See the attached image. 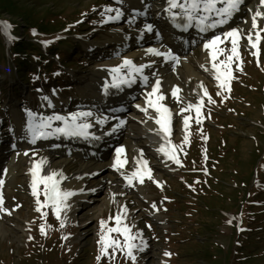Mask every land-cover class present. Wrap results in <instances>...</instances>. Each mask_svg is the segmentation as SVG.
Masks as SVG:
<instances>
[{
  "label": "rangeland",
  "instance_id": "rangeland-1",
  "mask_svg": "<svg viewBox=\"0 0 264 264\" xmlns=\"http://www.w3.org/2000/svg\"><path fill=\"white\" fill-rule=\"evenodd\" d=\"M16 1L21 7L19 12L0 10V63L4 62L8 54L23 55L26 50L40 56L42 51L40 49L43 45L59 42V47L65 48L61 55L65 61L54 70L58 69L60 72L51 70L41 74L38 71L40 64L33 63L37 69V76L41 78L35 80L36 86L32 90H35L40 97L48 99L50 103L56 101L57 98L62 100L71 98V105L74 107L82 104L81 99L76 100L74 96L80 97V87L89 82V73L93 72L95 64L99 62L97 61L99 56L112 54L111 45L113 42H109L108 39L113 40L116 31L127 34L143 28L142 22H132V19L140 17L129 11L127 3L123 0H101L102 2L100 0L98 2H94L96 0ZM146 1L151 6L162 2V0ZM255 2L260 6V0H255ZM90 7L96 9L94 13ZM106 9H112V11H106ZM117 11L120 13L119 18L110 19V17L116 16ZM250 12L246 10L240 12L242 23ZM162 17L160 15L157 19ZM153 18L152 20H154ZM29 25L37 29L48 30L49 37L37 40L34 37L28 38ZM238 26H243V24L240 23ZM51 27L54 30L49 31ZM256 32L254 30V35ZM72 33H78L77 36L80 38L76 47L70 41ZM155 34L149 31L144 37L151 39ZM215 36H221L223 43L218 42L214 46L215 50L212 55H216L218 61L225 60L226 55L220 54L217 48L230 50L232 44L231 39H226L223 35L204 37L195 45L192 44L186 50L185 56L190 57L194 62L197 61L202 56L201 45ZM162 38L164 40L163 36ZM34 40L38 46L32 42ZM90 41L96 43L94 52H88L84 48ZM240 41L241 38H238L237 55L239 58H234L228 69L231 76L228 88L222 90L218 86L222 81H217L215 77H209L204 82L208 93L200 95L201 97L193 96L194 104L188 105L180 96H167V99L163 101L175 115V117L173 115L174 122L170 128L169 138L175 144V154L178 160L180 159L179 162L182 166L188 167L185 174L197 173L190 172V169H197L205 164V161H201V154L204 153L206 147H209L214 154L220 151L215 142L218 135L214 130L219 128L212 124V129L208 124L214 123L216 115H219L220 118V121L216 122L224 126V130L229 131L231 140L225 146L226 155L221 160V164L218 163L220 166L217 165L215 169V174L220 179L219 183L211 185L204 178L202 179L204 183H207L206 187L213 189L208 195L199 196L196 199L185 174L180 181L171 178L170 184L167 183L166 186H171L169 189L176 200L174 197L169 198L173 203L170 204L168 213L166 214L167 205L164 203V212L156 216L150 209L144 208L146 205L142 204L143 199L136 191H133V195L137 197V200L130 198L128 194H122L128 190H124L127 186L122 183L120 176L111 177L109 171L106 173L105 170H102L99 175L90 178L92 180L101 176L100 183L93 187L98 190H96V195H102L98 203L95 204L92 200L85 206L79 205V209L70 207L65 202L66 206L61 207L59 219L50 206H46L50 211L41 207L40 215H35L33 219L35 226H28L25 239L23 230L21 232L20 229L24 225L23 220H26L27 217V203H23L24 206L20 207L17 212H11V215L8 213L0 215V222H3L8 229L6 233L2 234L4 236H0V264H264V240L258 242V238L254 237L258 234L257 231L255 234H251L249 240L244 241V244L249 242V245H245L247 250L243 249L246 255L242 254L243 250L241 251L234 243V230L237 228L243 231L251 226L248 225L249 222L243 220L238 225V218L231 211L235 210L237 204L245 205L247 198H264V176L259 177L255 184L253 176L250 179L244 176L250 172V165L254 162V166H256L260 158L261 147L254 146L255 144L249 136L260 129L258 124L262 122V114H264V92L259 94V91L252 90L257 82L264 79V42L257 44L258 49L255 54L251 44L242 45ZM63 43H67L68 46L65 47ZM103 43L109 44L101 47ZM226 54L230 55L231 53L227 52ZM46 59L54 61L52 55H47L44 59H37V62H43ZM107 59L113 60V63L119 61V58ZM192 61L191 65L195 67ZM219 69L222 73L224 72L223 67H219ZM177 71L178 75L174 78L177 83H181L184 72L181 75L180 71ZM196 72L199 75V72ZM20 74L24 76L23 72ZM248 76L255 78L248 80ZM54 77L59 78L61 84H54ZM26 85L27 92L32 93L29 90V84ZM218 92L220 95H217ZM32 97L33 94H31ZM209 97L214 103L208 102ZM226 100L234 105L229 110L225 106ZM144 101L142 99L138 103ZM197 105L201 106L199 116L195 110ZM182 109L186 110L181 111ZM68 112L70 111L65 110L62 113L65 115ZM4 114V107H2L0 108V117ZM185 117H189L187 129L184 125ZM254 120L258 121L257 125L253 123ZM54 127L56 126L52 125L50 128ZM261 127L264 132V124H261ZM135 129H138L136 125L126 123L120 137V143L125 145L124 155L129 162H131L129 142L135 141L132 137ZM235 134H238L237 137ZM185 135L188 137L187 142L184 139ZM176 139H179V145L175 142ZM170 148L171 146L164 149ZM142 152L144 156H148V151L142 150ZM29 155L36 165H40L38 163L40 158L42 160L47 156L49 160H54L51 165L54 167L58 159L54 151L40 147ZM28 159V157H21L12 166L4 168L3 175L5 177L12 176V184L9 187L11 193H14V187L20 184L21 180L26 179L24 172L22 173V167H25ZM260 162L256 172L260 170L264 172V157ZM75 165H79L75 159L65 163L68 170H72ZM125 166L127 169L131 168L130 165ZM202 172L209 175V170H202ZM89 180H87L88 184ZM183 185H185V189ZM39 189L42 190L43 185L39 186ZM109 190L114 192L112 196ZM249 191L251 195L247 194L240 202L244 193ZM142 193L146 194L144 191ZM20 194L21 192L18 193V195ZM39 196L43 197L42 191ZM153 201L155 200L147 199L145 203H149L152 208L155 206ZM10 202L14 203L11 199ZM117 215L121 216L120 227L127 225L131 234L136 236V239L132 241L137 245L132 249L135 260L127 255L126 249L110 247L106 253H102V245L98 241H100L102 231H106L107 227H117L113 219ZM166 216L169 218V222L165 221ZM102 220L107 222L104 230L101 229L100 222ZM61 223H63V227H61ZM42 225L45 234L41 233ZM257 229L264 231L262 228ZM18 237L20 238L18 239ZM109 237H114L121 242L124 240V237L117 233H111ZM256 242L260 245L253 249ZM144 243L146 248L140 250ZM235 249H238V252L234 251ZM165 252L171 255L165 256Z\"/></svg>",
  "mask_w": 264,
  "mask_h": 264
},
{
  "label": "bare ground",
  "instance_id": "bare-ground-1",
  "mask_svg": "<svg viewBox=\"0 0 264 264\" xmlns=\"http://www.w3.org/2000/svg\"><path fill=\"white\" fill-rule=\"evenodd\" d=\"M123 1L127 3V8H129L130 11L134 12L135 15H143L142 17L144 18L146 17V11H151L152 14L154 13V15L151 16L153 17L158 13L157 10L154 12V9L160 10L159 12L163 16L162 21L166 20L173 22L176 26L174 28L168 27L165 31V38L167 40H172L174 42L172 45L176 48H190V42L199 41L203 37L209 36V33L212 31L216 32L221 28L224 30L231 29L237 21L239 17L238 15H240L242 9L250 8L247 12L251 11L249 15H246V24L244 25L247 27L252 25V17L257 11H264L258 6L255 0H243L239 10L232 15L227 23L215 28H210L206 30V33L195 26L189 27V32H184L178 30L177 27H179L178 25L180 24L185 25L187 21L181 19L179 16L173 19V14L179 12V9H171L169 11L168 0H166L167 2L165 6L160 7V4L152 5L151 7L153 8L148 10V7L145 9V0ZM213 19H216V17H213ZM141 20L143 21V28L134 32L135 36L133 37L132 44H130L129 41L131 35L122 31H116L113 40L110 38L108 39L109 42L112 41L114 44V58H111V55H101L99 57L97 60L99 62L95 64L93 72L89 73V82L87 85L81 86L79 90L80 95H87L82 99L85 103L74 107L71 110L72 112L68 113L66 116L67 120L71 118L68 117L71 115L77 117V123H86L90 125L86 130V135L66 136L55 133L53 130L48 132L46 131V128H43L40 130H43V133L46 135H42L33 143L31 142L32 135L29 136L28 127H25L23 124V118L18 114L13 115L16 120V128H14V130L9 129L12 134V137L10 138V143L12 145L19 146L21 144H36L43 146L45 150L54 151L61 155L62 161L57 159L56 162V164H59L58 167L51 166L48 157H43L42 161L44 163H40V168H43L50 174H58L56 176V179L59 181L58 186L63 191L86 195L88 190H85V184L83 183V179H81L85 174V170L88 169L90 173L95 174L102 171L103 168H106L111 177L120 176L124 185L132 184L133 188L137 189L138 193H141L138 183L134 181L138 180V178H129L132 177L134 172H137L138 170L143 171L140 169L141 161L146 162L147 168L149 165H153L156 169L162 170L161 165L162 162L165 161L164 154L167 151H160L159 149L164 145L171 146L170 138L168 137L169 135L164 137L162 132L157 134L160 129V125L155 122L158 118V114L153 108L148 107V100L152 99L155 101L156 99L155 96L149 97L148 95L152 92L153 86H155L157 80H159V92L157 95H162L164 97L163 100L167 99V96H174L172 94L173 90L178 89L179 91L176 96H181L191 102L192 95L197 96L206 92L203 82L209 77H215L217 69H213L212 67V47L205 50L204 45H202V56L194 62L189 57H185V49L179 51L164 45L163 39L159 35H155L152 39L144 41L142 37L146 34L145 31H148L153 25L159 27V24L153 23V21ZM262 20H264V18H262ZM239 22L243 24V20H241L240 17ZM246 29L247 30L244 34L240 35V42L242 45L245 44L243 39H247L252 30L250 28ZM214 35H220V33L217 32ZM192 37H194V40L190 39ZM72 43H74L75 47L78 45V41ZM113 44L111 46H113ZM91 46L92 45H88L85 48L89 49ZM169 49H171V51ZM150 50L159 52L161 55H155L153 54V51ZM107 58L114 60L119 58V61L118 63H113V60H108ZM64 61L65 60H62L59 63L61 64ZM125 61H130V65H125ZM191 61L195 67L191 65ZM45 65L47 69L54 67L53 64ZM137 69H139V71H137ZM177 70L180 71L181 75L184 72L183 81L181 83H177L174 78V76L178 75ZM195 70L199 72V75ZM0 85L7 90L10 89L12 83L4 81L3 83H0ZM147 85L148 87L146 88ZM104 87L105 89L102 93L101 89ZM162 88H164V90H162ZM131 92L133 93L132 96L127 98V95ZM125 98L127 100H125L120 106L117 105L118 103H114L116 99L123 100ZM76 99L80 98L76 97ZM142 99L145 101L143 103H138V101ZM163 100L158 101V103L162 104L169 110L168 105L163 103ZM110 102L111 104L108 106L107 104ZM41 106L44 109L43 114L39 116L33 115L30 120V124L33 126H39L42 121H47L48 117H64L61 114L48 110L47 102H41ZM56 108H58V106ZM112 109H115V111L111 114L110 112ZM142 109H147V111ZM95 112L98 114L94 115ZM80 113H91V115L80 116ZM169 115V128H171L173 124V114L171 110H169ZM65 121L66 119L52 120L50 121V125H57L58 127L60 123H65ZM126 123H131L138 127V129L133 131L134 133L132 137L135 141L129 142V151L131 152V163L129 164L131 165V169H127L124 165L117 170L113 167L117 160V149L122 148L125 150V145L120 143L119 137L112 139V135H118V132ZM106 146H109L108 149L101 152ZM141 150L148 151L149 155H151L155 161L148 162V159L143 158ZM98 152H100L99 155H94ZM108 152H111L112 154L110 161L106 163L93 162V160H101ZM124 154L125 151L119 156L122 162H125ZM76 157L84 159L85 163L80 165L79 169L69 177H62L60 167L62 166V163L67 160L75 159ZM33 165L34 164L31 160L26 163V166L24 167V176L26 179L30 180L32 178L31 170ZM100 177L90 180L88 186L94 187V185H98L100 183ZM109 191L112 196L114 192L111 190ZM101 198L102 195L99 194L94 198H91V200H94L93 203L96 204ZM7 231L8 229L4 223L0 222V236H4L2 234ZM20 231L22 232V229H20ZM19 238L20 237H18V239ZM144 248H146V245L142 244V249ZM149 248L152 249L153 247Z\"/></svg>",
  "mask_w": 264,
  "mask_h": 264
},
{
  "label": "snow or ice",
  "instance_id": "snow-or-ice-1",
  "mask_svg": "<svg viewBox=\"0 0 264 264\" xmlns=\"http://www.w3.org/2000/svg\"><path fill=\"white\" fill-rule=\"evenodd\" d=\"M243 3V0H168L169 4V11L171 9H179V12L173 14V19L176 17H180L181 19H185L187 23L184 25L185 28L195 26L198 27L201 31H206L210 28H215L220 25H223L228 22V20L232 17V15L239 10L240 5ZM219 5V6H218ZM260 8L264 10V0H260ZM106 11H112V9H106ZM120 16V13L117 11L116 16L110 17V19H118ZM213 17H216V19H213ZM264 18V11H257L253 17H252V28L255 30L258 28L257 18ZM179 26V25H178ZM260 31H264V29H261ZM224 38L231 37V44L232 47L230 50L225 49H218L217 51L222 54L226 55V59L223 61H218V58L216 55H212V67L213 69H217V72L215 73V79L217 81H222L218 86L223 90L225 88H228V81L231 79L230 73L228 72L229 66L234 58L238 59L237 55V49H238V38H240V33L237 30H231L223 34ZM261 39V36L259 34V31L255 34V40H253L252 34H249L248 40L252 47H256ZM223 43V40L221 36H215L210 41L204 44L205 50H208L211 47H214L217 45V43ZM153 54L155 55H161V53L156 52L154 50ZM230 52V55H227L226 53ZM130 61H125V65H130ZM219 67H223L224 72L221 73L219 71ZM115 71V70H114ZM139 71V69H137ZM223 76V80H222ZM159 80H157L156 85L153 86L152 92L149 93V97L155 96L156 99L153 101L152 99L148 100V107H151L154 109V111L158 114V118L156 119V123L160 125V129L157 134H160L161 132L164 134V137H167L170 132L169 124H170V115L169 110L163 106L162 104H159L158 101L163 100L164 97L162 95H157L159 92ZM178 89L173 90V95L176 96ZM206 94V93H205ZM217 95H220V92L217 93ZM209 103H214V101L211 100V98H208ZM191 107V106H189ZM200 105H197L195 107V110L197 112V116H199L200 112ZM144 111H147V109H142ZM186 109H182L181 111H185ZM80 116H88L91 115V113H80ZM64 117L61 116H55V117H48L47 121H42V123L37 126V128L33 129L31 126L29 127V131L32 133V140L31 142H35L37 139V132L40 129L48 128L50 127V121L52 120H64ZM77 117H72L69 120L65 121V127L63 128H56L54 130L55 133H63L64 135L68 136H77V135H86V130L90 127V125L86 123H77L76 122ZM189 117L184 118V125L185 129H187L188 126ZM199 123V119L197 120ZM42 135H46L45 133H41ZM185 142H187L188 137L185 135ZM160 151H164V148L161 147L159 149ZM123 149H117V160L116 163L113 165L117 170L122 168L124 166V162L121 161L119 158L120 154L123 153ZM166 155H168L167 152H165ZM27 155V153H25ZM173 160H175L174 151L171 157ZM175 162L179 163L178 160ZM44 162L41 161V164ZM140 169L143 171L138 170L137 172H134L132 174V178H138L139 181L142 183L144 179V175L147 174L149 179H152L150 174V169L147 168V164L144 161L140 162ZM40 165H33V168L31 170L32 174V195L36 197V204L38 207L36 208V211H40L41 207L50 206L53 210V212L57 215V218L59 219V213L61 211L62 206L65 205V201L67 198L73 193L71 192H64L61 191L59 188V181L56 179V176L58 174L53 173L51 175H45L40 176L39 175ZM3 181H0V186H2ZM39 185H43V189H39ZM42 191L44 196V201L41 202L39 199L40 192ZM3 203V197L0 195V205ZM0 210H3L0 208ZM43 215V214H42ZM117 224V227H107V222L102 220L101 223V229L104 230L106 228V231H102V235L100 237V243L102 245V253H106L108 248H119L121 250H127V255L131 257L133 260H135V257L132 253V249L136 248L137 245L132 243L133 240L136 239V236L131 234L130 229L127 225H121V216L117 215L113 218ZM61 227H63V223H61ZM41 233H44V226H41ZM111 233H117L119 235H122L124 237L123 242L120 240L112 237H109V234ZM142 250V248L140 249ZM165 256H170L171 254L168 252L164 253ZM99 259V257H98Z\"/></svg>",
  "mask_w": 264,
  "mask_h": 264
},
{
  "label": "trees",
  "instance_id": "trees-1",
  "mask_svg": "<svg viewBox=\"0 0 264 264\" xmlns=\"http://www.w3.org/2000/svg\"><path fill=\"white\" fill-rule=\"evenodd\" d=\"M20 8L21 7L18 6V3H17L16 0H0V10H4V11H8V12H12L13 13V11L19 12L21 10ZM51 30H54L53 27H51L49 29V31H51ZM47 32H48V30H46V29H37L36 27L29 25V27H28V36L27 37L28 38H31V37L35 38L36 37V39H38V38H44L45 39V37L48 38L49 35H50V33H47ZM33 34H34V36H33ZM63 44H64V46H66L65 43H63ZM50 46H52V48L50 49V53H57L58 50L64 49V48L61 49V47H59V42L51 43ZM237 135L238 134H235L236 137H237ZM240 136H241V134H240ZM237 141H238V138H237ZM252 168H253V164L251 165L250 172L247 174V178L248 179L250 178V176L252 174V172H251ZM213 174H214V177L211 178L212 185L214 183H219V181H220V179L217 176V174H215V172ZM247 194L251 195L250 191L244 193V196L240 198L241 199L240 202L242 200H244L243 198H245V196ZM253 201H256V200H253ZM231 212H233L236 215V217L238 218V220L241 221L240 223H242V220L244 222L247 221V222L250 223V224H248V225L251 226V228H249V229H244L243 231H241V230H238L236 228V230H234V234H235L234 243H235V246L238 247L241 251L243 249L247 250V246H245V245H249V242L244 244V241L245 240H249L250 239L249 237L251 236V234L252 233H254V234L256 233V229L257 228H262L264 226L263 224H261V220H264V205H262L261 207H257V206H250V205H246V204L245 205L237 204V206L235 207V210L231 211ZM233 227H235V226H233ZM261 236H263V234ZM261 236L260 235H255L254 237H257V238L261 239L262 238ZM258 246H259V244L256 242V244L253 247V249L258 247ZM241 247H243V248H241ZM237 250L238 249H235L234 251L238 252ZM244 250L242 251V254L246 255V252Z\"/></svg>",
  "mask_w": 264,
  "mask_h": 264
}]
</instances>
